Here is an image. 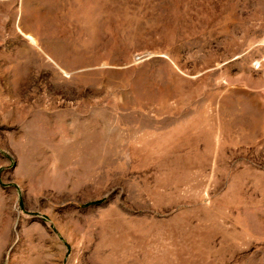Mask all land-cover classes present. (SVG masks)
I'll return each instance as SVG.
<instances>
[{"label":"rangeland","instance_id":"obj_1","mask_svg":"<svg viewBox=\"0 0 264 264\" xmlns=\"http://www.w3.org/2000/svg\"><path fill=\"white\" fill-rule=\"evenodd\" d=\"M0 264H264V0H0Z\"/></svg>","mask_w":264,"mask_h":264},{"label":"built area","instance_id":"obj_2","mask_svg":"<svg viewBox=\"0 0 264 264\" xmlns=\"http://www.w3.org/2000/svg\"><path fill=\"white\" fill-rule=\"evenodd\" d=\"M256 67H257V68H260V65H259V64H257V65H256Z\"/></svg>","mask_w":264,"mask_h":264}]
</instances>
